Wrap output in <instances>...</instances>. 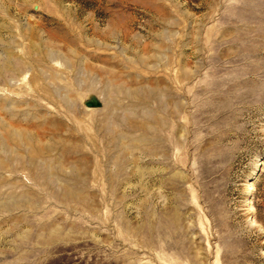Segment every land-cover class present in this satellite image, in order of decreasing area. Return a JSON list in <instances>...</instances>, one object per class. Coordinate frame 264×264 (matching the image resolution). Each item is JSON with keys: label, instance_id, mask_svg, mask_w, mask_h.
Instances as JSON below:
<instances>
[{"label": "rangeland", "instance_id": "1", "mask_svg": "<svg viewBox=\"0 0 264 264\" xmlns=\"http://www.w3.org/2000/svg\"><path fill=\"white\" fill-rule=\"evenodd\" d=\"M0 264H264V0H0Z\"/></svg>", "mask_w": 264, "mask_h": 264}]
</instances>
